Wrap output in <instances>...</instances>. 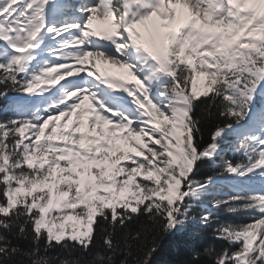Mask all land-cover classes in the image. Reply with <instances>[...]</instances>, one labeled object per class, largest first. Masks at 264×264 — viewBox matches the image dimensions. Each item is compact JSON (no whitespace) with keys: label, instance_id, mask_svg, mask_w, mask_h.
<instances>
[{"label":"snow or ice","instance_id":"1","mask_svg":"<svg viewBox=\"0 0 264 264\" xmlns=\"http://www.w3.org/2000/svg\"><path fill=\"white\" fill-rule=\"evenodd\" d=\"M0 114V264H264V0H0Z\"/></svg>","mask_w":264,"mask_h":264},{"label":"trees","instance_id":"2","mask_svg":"<svg viewBox=\"0 0 264 264\" xmlns=\"http://www.w3.org/2000/svg\"><path fill=\"white\" fill-rule=\"evenodd\" d=\"M210 131H211L210 129L205 131V133H204V140L205 141L210 140ZM197 212L198 213L201 212L200 209H197ZM220 218L221 219H231L232 217L221 213ZM193 227L199 231H202L205 234V236H207L209 238V239L201 242V248L202 249H203V247L207 246L208 243H215L217 247H219L221 245V242L212 241L210 239L211 229H201L198 223L193 225ZM145 228H147V230L149 232H151L153 230L152 226L144 218H141L140 220H137L132 225L133 234L136 230L144 231ZM186 236H187V234H185L184 237L177 235V236H174V237L170 238L169 240H167L165 242V245H164V250L162 251L161 255L157 258L158 264H163V261H165V260H170L173 262V264H210L209 259L206 258L204 255H201L199 261H192L191 260L189 253L187 252L186 248L184 247V245L182 243V241L184 239H186ZM150 239H151V237L149 236L144 241H140L139 244L142 245L144 243H147L150 241ZM177 241H181V243L178 244ZM19 243H21L22 246L27 247L26 242L19 241ZM133 249L137 253L140 251V247L135 242L133 243ZM93 254L94 253L82 254L80 252H75L71 256H69V254L65 252L61 255V259L65 258V257H68L70 259L75 258V257L91 259Z\"/></svg>","mask_w":264,"mask_h":264},{"label":"bare ground","instance_id":"3","mask_svg":"<svg viewBox=\"0 0 264 264\" xmlns=\"http://www.w3.org/2000/svg\"><path fill=\"white\" fill-rule=\"evenodd\" d=\"M103 24H107V22L105 21H101ZM108 25V24H107ZM96 26V25H95ZM101 70L105 71L107 70V73L109 75H115V74H119L120 72H126V70L124 69H120L116 66H112V65H106L103 62H101Z\"/></svg>","mask_w":264,"mask_h":264},{"label":"rangeland","instance_id":"4","mask_svg":"<svg viewBox=\"0 0 264 264\" xmlns=\"http://www.w3.org/2000/svg\"><path fill=\"white\" fill-rule=\"evenodd\" d=\"M230 141H232V143H234V139H231ZM231 147H232V144L230 143L229 146H228V148H226V152H225V154L228 153V152L235 153L234 151L230 150ZM236 154H238V153H236ZM238 156H239V155H238ZM225 191H226V190H225ZM209 207H211V205H209Z\"/></svg>","mask_w":264,"mask_h":264}]
</instances>
